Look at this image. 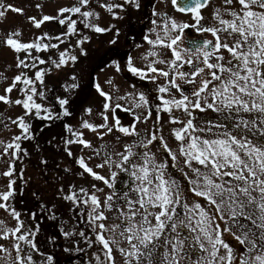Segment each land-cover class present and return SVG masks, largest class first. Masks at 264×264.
<instances>
[{
    "label": "rangeland",
    "instance_id": "1",
    "mask_svg": "<svg viewBox=\"0 0 264 264\" xmlns=\"http://www.w3.org/2000/svg\"><path fill=\"white\" fill-rule=\"evenodd\" d=\"M172 2L0 0V264H264V0Z\"/></svg>",
    "mask_w": 264,
    "mask_h": 264
},
{
    "label": "flooded vegetation",
    "instance_id": "2",
    "mask_svg": "<svg viewBox=\"0 0 264 264\" xmlns=\"http://www.w3.org/2000/svg\"><path fill=\"white\" fill-rule=\"evenodd\" d=\"M209 0H206V3L204 5V7H201V8H197V9H194V11L192 12H183V13H179L178 11H175L181 15H186V14H191L193 15V13L197 10H202L204 9L207 4L209 3L208 2ZM124 23L126 22L125 24V27H126V34L130 33L128 36H134L133 38H135L138 42V25L136 26L135 25V22L137 21V17L135 16V13L131 10H129L128 12H125L123 14V18L124 19ZM121 17L119 19H117L116 21L119 23L120 20H122ZM233 19V16L231 17V20ZM118 23H116V25H114V28L111 29L110 32H114V31H117L119 32V28H117L118 26ZM195 31H192L190 29H188V26H184L183 30L186 31L185 32V35L186 33H189L190 36H184L183 37V46H184V50L186 52H192V53H196V51H201L203 52L204 54L208 53L210 54L212 51L216 50L217 48H219L218 46H215V42H214V38H215V34L212 33L211 35L209 34L210 32V28H207V27H204L202 28L201 26L197 27V26H194L193 28H195ZM222 28H227V30L229 32H233L234 33V36L236 38H238L239 40L243 39L245 36H248V34L251 33V31L253 30H257L259 32L260 31H263L264 30V10L260 7L258 8V11L254 13V16H250L248 17V19H246V22H240V21H237V26H235L233 24V22L230 21V23H226V24H223L221 25ZM119 30V31H118ZM118 34H115V36H117ZM118 37V36H117ZM133 38L130 40H127L129 43L133 42ZM229 40V39H228ZM106 41V39H105ZM118 42V41H117ZM228 44V42H227ZM112 46L110 47L111 50H118V53H120L121 51H125L126 49L124 47H121V49H117L115 48V46L113 44H111ZM132 45V43H131ZM227 50L229 53H234L235 52V49H236V44H235V40L233 38L230 39V44L227 45ZM188 60V59H187ZM185 60V67L186 69H188L190 66V61H187ZM235 61V62H234ZM232 66H234V68H240L241 70H243L246 66L248 67L249 64H248V61H247V58L245 57H234L233 59V63H231ZM195 69L197 70V66H194ZM194 69V70H195ZM246 70V69H245ZM189 91V89H188ZM49 142V140H47V143ZM46 168H48L50 171L53 170V173L56 174V172H59V173H64V174H67L68 172L65 170V169H61V168H58L56 167L55 165L53 164H50V163H44L43 164ZM51 179V178H50ZM243 248V247H241Z\"/></svg>",
    "mask_w": 264,
    "mask_h": 264
},
{
    "label": "water",
    "instance_id": "3",
    "mask_svg": "<svg viewBox=\"0 0 264 264\" xmlns=\"http://www.w3.org/2000/svg\"><path fill=\"white\" fill-rule=\"evenodd\" d=\"M206 0H174V8L179 12H192L194 9L204 7Z\"/></svg>",
    "mask_w": 264,
    "mask_h": 264
},
{
    "label": "trees",
    "instance_id": "4",
    "mask_svg": "<svg viewBox=\"0 0 264 264\" xmlns=\"http://www.w3.org/2000/svg\"><path fill=\"white\" fill-rule=\"evenodd\" d=\"M46 126H47V124L41 125V130H42V132L46 133V138H50L53 135L57 136L56 130L54 129V127L52 125H49V127H46ZM59 127H60V134H63L61 124L59 125ZM46 163L56 165V163L54 161L49 162V160H47Z\"/></svg>",
    "mask_w": 264,
    "mask_h": 264
}]
</instances>
